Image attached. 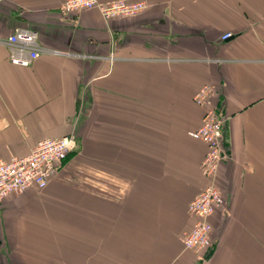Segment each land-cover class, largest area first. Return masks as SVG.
I'll list each match as a JSON object with an SVG mask.
<instances>
[{
  "label": "crops",
  "instance_id": "1",
  "mask_svg": "<svg viewBox=\"0 0 264 264\" xmlns=\"http://www.w3.org/2000/svg\"><path fill=\"white\" fill-rule=\"evenodd\" d=\"M63 1L0 0V159L77 141L47 188L0 199V264H264V0H144L110 22ZM19 28L40 33L30 67L8 58ZM203 85L225 121L228 211L197 254L182 240L207 184L188 134Z\"/></svg>",
  "mask_w": 264,
  "mask_h": 264
},
{
  "label": "built area",
  "instance_id": "2",
  "mask_svg": "<svg viewBox=\"0 0 264 264\" xmlns=\"http://www.w3.org/2000/svg\"><path fill=\"white\" fill-rule=\"evenodd\" d=\"M62 4L67 13L94 9L108 22L117 17H136L148 7L144 0H64ZM232 35L227 32L221 38L223 41L228 40ZM39 39L40 33L36 29L19 28L12 31L7 37L9 61L16 66L30 67L41 55ZM214 89V85H203L197 91L194 101L197 107L203 109L202 124L197 130L188 133L195 140L204 142L207 147L201 172L207 179V184L190 201L189 215L194 216L196 222L182 240L186 250H193L197 254L204 253L213 246L211 219L214 214L219 210L227 211L222 189L219 187V170L229 161L223 146L225 121L219 117L217 107L213 104ZM76 148L77 141L70 134L61 138L39 140L24 157H13L10 161L0 159V199L25 192L31 187L39 190L47 188Z\"/></svg>",
  "mask_w": 264,
  "mask_h": 264
},
{
  "label": "rangeland",
  "instance_id": "3",
  "mask_svg": "<svg viewBox=\"0 0 264 264\" xmlns=\"http://www.w3.org/2000/svg\"><path fill=\"white\" fill-rule=\"evenodd\" d=\"M226 209H227V208H226ZM227 211H228V209H227ZM227 211H226V212H224V213H227ZM212 248H214V243H213V246H212V247H210V248H208V249H206V251H207V250H210V249H212ZM206 251H205V252H206Z\"/></svg>",
  "mask_w": 264,
  "mask_h": 264
}]
</instances>
